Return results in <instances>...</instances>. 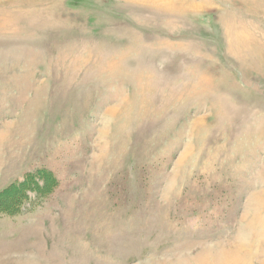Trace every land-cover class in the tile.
Instances as JSON below:
<instances>
[{
    "label": "rangeland",
    "instance_id": "1",
    "mask_svg": "<svg viewBox=\"0 0 264 264\" xmlns=\"http://www.w3.org/2000/svg\"><path fill=\"white\" fill-rule=\"evenodd\" d=\"M30 173L0 264H264V0H0V190Z\"/></svg>",
    "mask_w": 264,
    "mask_h": 264
},
{
    "label": "trees",
    "instance_id": "2",
    "mask_svg": "<svg viewBox=\"0 0 264 264\" xmlns=\"http://www.w3.org/2000/svg\"><path fill=\"white\" fill-rule=\"evenodd\" d=\"M35 173H30L23 180H16L10 185L0 190V211L13 212V207H19L21 199L26 198V192L37 191L41 188L38 183H35L36 177H29ZM43 178V177H39ZM35 185V187H33ZM39 186V187H38Z\"/></svg>",
    "mask_w": 264,
    "mask_h": 264
},
{
    "label": "bare ground",
    "instance_id": "3",
    "mask_svg": "<svg viewBox=\"0 0 264 264\" xmlns=\"http://www.w3.org/2000/svg\"><path fill=\"white\" fill-rule=\"evenodd\" d=\"M236 251H237V250H236ZM236 255H237V254H236ZM236 255H235V256H236ZM234 258H236V257L233 256V259H234Z\"/></svg>",
    "mask_w": 264,
    "mask_h": 264
}]
</instances>
